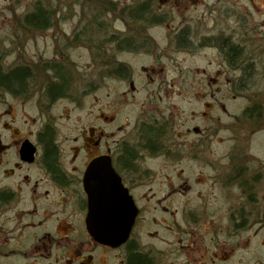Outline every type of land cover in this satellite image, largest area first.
Returning <instances> with one entry per match:
<instances>
[{
  "label": "flooded vegetation",
  "instance_id": "flooded-vegetation-1",
  "mask_svg": "<svg viewBox=\"0 0 264 264\" xmlns=\"http://www.w3.org/2000/svg\"><path fill=\"white\" fill-rule=\"evenodd\" d=\"M205 7L211 12L208 3ZM122 8L124 14L120 16L73 17L68 32L57 27L60 17L37 31L26 25L22 33L26 41L36 42L38 36L45 41V47L47 40L51 41L49 56H44L45 49L35 58H27L18 47L11 49L15 58L10 64L0 62L2 73L17 69L28 72L21 90L0 86V98L23 107L31 105L35 111L33 118H37L27 123H24L27 119L23 120L18 127L15 115L11 114L14 105L0 101V105H7L0 110V264H235V259L230 260L235 248L248 247L258 240L264 242V160L249 156L244 150H236L237 155L226 165L224 161L215 164L204 160L212 185L210 192L202 196H212L215 202L206 204L202 212L205 222L214 226V230L195 229L198 218L191 208L185 207L190 199L187 196L191 195L188 187L168 186L144 194L139 191L159 174L150 163H158L162 169L183 167L186 160L181 150L186 147L173 144L180 140L176 133L180 117L170 100L175 84L167 80L173 77L166 74L161 81L158 77L154 90L149 84L154 80L152 74L147 85L140 89L135 79L136 70L167 71L163 60L181 63L183 56L187 62L188 55L207 51L216 71L226 68L235 73L232 83L235 93L249 88L248 103L253 102L244 112L252 121L250 133L264 130V113L260 111L264 103L256 102L258 96L264 99V93L257 91L254 80L258 76L264 78V26L252 22L251 47L246 58L245 48L235 44V33L228 34L223 28L208 24L204 28L195 24V28L185 18L177 21L157 7L156 0L151 4L153 15L143 19L128 16L127 5ZM114 21L120 25L116 27ZM154 29L167 32L154 37L151 32ZM228 47H237V54L230 55ZM71 50L83 51L87 61L82 67L78 68L71 60ZM172 55L178 58L170 60ZM141 56L145 62H141ZM136 59L139 64L132 70L128 60L136 62ZM112 79L124 85L126 124L135 110L129 130L114 142L108 134L111 132L94 127L83 128L71 140L65 138L57 127L62 115L54 110L63 104L76 108L80 98L89 97L102 83ZM80 86L83 89L79 95L73 94ZM210 109L213 105L205 104L204 110ZM255 118L260 121L253 122ZM194 131L204 134L200 129ZM217 131L218 128L211 133ZM179 132L185 136L190 129ZM188 151L199 150L194 145ZM96 159H102L98 172H108L107 167L112 169L137 209L128 239L116 247L96 241L87 226L89 208L84 179L90 163ZM190 159L197 163L199 153ZM226 182L237 188L235 198L231 193L225 194L226 197L216 195L223 194L220 188ZM181 202L182 207L176 208ZM147 224L153 231L144 235ZM107 226L111 230V224ZM223 232L232 240L241 234L247 239L235 244L223 240ZM248 264L264 262L257 261L255 256Z\"/></svg>",
  "mask_w": 264,
  "mask_h": 264
},
{
  "label": "rangeland",
  "instance_id": "rangeland-1",
  "mask_svg": "<svg viewBox=\"0 0 264 264\" xmlns=\"http://www.w3.org/2000/svg\"><path fill=\"white\" fill-rule=\"evenodd\" d=\"M95 1V2H94ZM140 0H0V62L5 65L11 63L12 58L15 56L12 54V50H16L19 47L24 51L26 57H36L37 53L44 52V56L48 57L50 54V40L46 42L36 36V42L26 41L23 32H25L23 24L24 16L33 10L35 3L40 2L44 7L56 11V16L60 17L57 21V27L69 29V26L73 22V17H89V16H119L118 11L122 8V5H132ZM106 2H111L115 5V12L108 13L106 10ZM97 5L94 7V5ZM205 3H208V7L211 8V12L205 7ZM156 6L161 10L171 15L175 20L185 18L191 22L192 25L200 27L213 26L216 28H223L225 33H235V44L245 48V57L248 56L250 46L252 22L260 23L264 26V0H156ZM106 10V11H105ZM99 13V14H98ZM211 15V17H209ZM203 18V19H202ZM55 20V17H52ZM76 20V19H75ZM63 22V23H62ZM200 23V24H199ZM113 25L116 27L120 24L118 21H114ZM71 27V26H70ZM62 29H57L61 31ZM234 31V32H233ZM68 32V31H67ZM156 35H164L167 30L154 29L151 31ZM36 44L35 45L33 44ZM70 58L78 65V68L83 66V63L87 61L86 56L83 55V51L71 50ZM12 54V55H11ZM79 55V56H78ZM25 57V56H24ZM140 57L141 62L145 60ZM175 55L171 56L170 60L177 59ZM182 62L175 63L163 60L162 62L167 71H151V73H143L139 70L135 71V79L139 81L138 88L145 87L146 82L150 74H152L153 81L149 82L150 89L154 90L157 83L155 81H161L162 76L168 74L170 77L167 80H173L175 87L171 88V102L176 106L175 114L180 117L179 125L177 126L176 133L180 135V139L177 142H172L175 145H185L186 148L181 150V154L184 155L183 167H170L162 169L160 165L150 163L149 166L153 171L159 174L155 176V179L148 181L147 185L140 188V192H156L162 191L169 187H188V192L191 195L186 201V208H191L192 212L196 214L195 218H198L196 230L200 231L201 228H208L214 230L215 227L205 222V216L203 215V208L207 204L208 206L215 202V198L208 196H202V193L210 192V173L204 165V160L209 163H219L224 161L226 165L228 160L234 159L237 155L236 150H244L247 155H255L256 159L260 161L264 160V130L250 133V126L252 121L248 118V114H245V109L251 105L253 100L248 103L251 92L249 88L245 87L239 93H235V88L232 87L233 80L235 79V73L227 70L226 68L216 71L215 63L211 59V55L207 51L199 52L195 55H188L187 62L186 57L181 56ZM247 58V57H246ZM134 60V59H131ZM132 65V70L137 68L139 60L136 62L129 61ZM171 65H167V64ZM188 63V64H187ZM210 63V64H209ZM4 65V66H5ZM183 67L181 70H179ZM191 69V70H189ZM264 69V65L262 66ZM82 73V72H79ZM189 76H187V74ZM159 77V79H158ZM97 78V77H96ZM158 79V80H157ZM216 80V81H215ZM258 84L257 91L264 93V78L257 77L254 79ZM215 81V82H214ZM104 84V85H103ZM216 84V85H215ZM83 88L81 86L73 91V94L79 95ZM144 90V89H141ZM124 91V85L119 81L106 80L99 86L93 94L86 98H80L78 106L71 107L68 104H63L54 111L57 114L62 115L61 119L57 121V127L60 129L62 135L69 140L77 136L83 128L94 127L99 128L101 131H109L111 133V141L120 139L121 133L125 130H129V124L134 120L135 110L131 111L130 121L125 123V108L124 100L122 98V92ZM139 99L142 94L139 93ZM264 95V94H263ZM125 98V96H124ZM161 98H164L163 96ZM257 103H264V99L256 97ZM161 100V99H160ZM2 104L10 103L14 105L11 114L15 115L16 125L19 127L23 120L27 123L28 120L33 118L35 111L32 110L31 105L21 106L7 100V98H0ZM0 105V110L6 109V106ZM207 104L213 105V109L209 111L204 110V106ZM223 106V107H220ZM264 107V104H263ZM66 108L67 110H64ZM67 111V112H65ZM261 113H264V108L260 109ZM191 115H190V114ZM205 114V115H204ZM245 114V115H244ZM262 117V116H261ZM260 117V118H261ZM6 120V119H2ZM257 118L254 119L255 122ZM111 121L109 124H103V122ZM260 120H257L258 122ZM264 122V121H263ZM218 128L217 133H211L212 130ZM190 129L189 134L182 136L179 130L186 131ZM194 129H200L204 134H196ZM208 130V131H206ZM194 145H196L198 152H190ZM72 147V143L67 145V150ZM181 148V147H179ZM178 148V149H179ZM199 153V160L197 163L189 161L190 156H197ZM252 157V158H253ZM182 160V158L180 159ZM239 160L235 159V162ZM259 161V162H260ZM238 163V162H236ZM257 166V164H254ZM163 176V178L161 177ZM186 181V183L182 182ZM229 182L224 183L222 189L223 194H216L217 196L226 197L225 194L231 193L235 198L238 192L237 188ZM217 191V190H214ZM234 192V193H233ZM200 198L202 200H200ZM213 198V199H212ZM139 203L143 201L137 198ZM184 199H181L183 202ZM182 202L178 207H182ZM215 204V203H214ZM220 204V200L217 201ZM215 206V205H214ZM193 225V223H191ZM191 225V226H192ZM224 228V225H223ZM222 228V229H223ZM143 231L146 233L152 232L153 227L147 224ZM247 234V233H246ZM261 234L262 237V233ZM258 234V235H259ZM196 235H199L196 233ZM136 237V229L133 232V238ZM258 237V236H257ZM256 237V238H257ZM247 239L246 235H239L232 238L226 237L223 232V240L235 241V244L242 243ZM234 257L230 260L237 264V261H242L241 264H248L249 260H253L256 256L257 261L264 262V242L261 244L259 240L252 243L248 247L240 245L235 248ZM253 253V254H252ZM255 255V256H253ZM229 264V263H228Z\"/></svg>",
  "mask_w": 264,
  "mask_h": 264
},
{
  "label": "water",
  "instance_id": "water-1",
  "mask_svg": "<svg viewBox=\"0 0 264 264\" xmlns=\"http://www.w3.org/2000/svg\"><path fill=\"white\" fill-rule=\"evenodd\" d=\"M99 160L102 159L90 163L84 179L89 208L87 226L96 241L116 247L128 239L137 209L112 169L107 167L108 172H98ZM109 185L114 186L110 189ZM107 224H111V230Z\"/></svg>",
  "mask_w": 264,
  "mask_h": 264
},
{
  "label": "trees",
  "instance_id": "trees-1",
  "mask_svg": "<svg viewBox=\"0 0 264 264\" xmlns=\"http://www.w3.org/2000/svg\"><path fill=\"white\" fill-rule=\"evenodd\" d=\"M87 1L89 2L90 0ZM151 4L152 0L143 3L134 1L132 5L127 6V15L134 18H146L152 16L153 13L151 10ZM96 5L97 3L94 5V7ZM105 6L108 13L115 12V5L113 3L106 2ZM118 14L119 16L124 14L123 8L118 11ZM52 17H57L55 9H49L40 4V2H37L35 3L33 10L24 16L23 22H21V24H23V26L25 27L26 25H29L32 29H36L35 31H37L41 30V28L49 26L50 22H52ZM228 48L230 50V55L237 54V47ZM230 55L229 57L233 58ZM27 74L28 72L26 69H17L12 72H9V74L7 75H5V73L0 72V86L9 90L12 89L13 91L21 90L24 87L25 78L28 76ZM134 261L137 262L136 260Z\"/></svg>",
  "mask_w": 264,
  "mask_h": 264
},
{
  "label": "bare ground",
  "instance_id": "bare-ground-1",
  "mask_svg": "<svg viewBox=\"0 0 264 264\" xmlns=\"http://www.w3.org/2000/svg\"><path fill=\"white\" fill-rule=\"evenodd\" d=\"M149 1V0H148ZM147 0H140L141 3L148 2ZM138 19V18H137ZM143 19V18H142ZM25 29V28H24ZM26 31V29L24 30ZM9 74V72L6 71L5 75ZM248 204H251V202H248Z\"/></svg>",
  "mask_w": 264,
  "mask_h": 264
}]
</instances>
